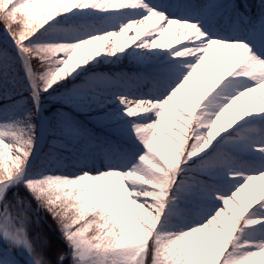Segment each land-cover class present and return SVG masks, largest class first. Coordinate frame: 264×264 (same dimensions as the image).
Listing matches in <instances>:
<instances>
[{
    "label": "snow or ice",
    "instance_id": "1",
    "mask_svg": "<svg viewBox=\"0 0 264 264\" xmlns=\"http://www.w3.org/2000/svg\"><path fill=\"white\" fill-rule=\"evenodd\" d=\"M0 264H264V0H0Z\"/></svg>",
    "mask_w": 264,
    "mask_h": 264
},
{
    "label": "rangeland",
    "instance_id": "2",
    "mask_svg": "<svg viewBox=\"0 0 264 264\" xmlns=\"http://www.w3.org/2000/svg\"><path fill=\"white\" fill-rule=\"evenodd\" d=\"M165 40H167V37L165 38Z\"/></svg>",
    "mask_w": 264,
    "mask_h": 264
}]
</instances>
